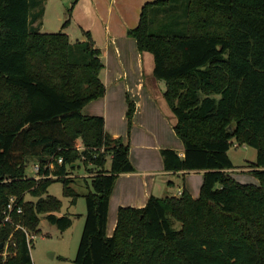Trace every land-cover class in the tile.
<instances>
[{"label": "trees", "instance_id": "1", "mask_svg": "<svg viewBox=\"0 0 264 264\" xmlns=\"http://www.w3.org/2000/svg\"><path fill=\"white\" fill-rule=\"evenodd\" d=\"M128 34L154 56V76L177 119L184 157L163 150L165 169L204 172L199 198L184 190L151 196L141 209L121 207L108 237L114 185L135 168L129 144L106 133L104 118L81 113L106 94L101 51L90 32L71 43L63 31L32 30L29 0H0V264H32L26 233L15 224L39 232L46 215L61 231L72 226L70 216L57 215L62 201L48 189L62 182L75 204L80 195L67 175L78 160L100 169L84 196L74 264H264V0H156ZM133 114L129 103V127ZM234 144L256 149L248 172L260 185L231 176ZM29 159L39 162L40 179L27 176ZM11 197L23 211L3 224Z\"/></svg>", "mask_w": 264, "mask_h": 264}, {"label": "crops", "instance_id": "2", "mask_svg": "<svg viewBox=\"0 0 264 264\" xmlns=\"http://www.w3.org/2000/svg\"><path fill=\"white\" fill-rule=\"evenodd\" d=\"M154 1L78 0L64 30L71 43L85 41L84 31L90 32L95 47L101 51L104 64L101 78L106 94L87 104L81 113L104 118L106 133L129 144V157L135 168L134 172L120 174L114 185L108 212V237L116 228L121 207L141 209L151 196L178 197L184 190L196 198L204 180L202 171L165 169L163 150H174L184 157L183 142L175 132L177 119L165 99V83L154 76V56L140 52L137 40L128 34L138 26L143 6ZM129 103L134 106L131 127L127 118ZM249 165L241 170H252V164ZM85 214L70 216L73 224L66 232L77 226L81 237ZM61 257L67 259L66 255Z\"/></svg>", "mask_w": 264, "mask_h": 264}, {"label": "rangeland", "instance_id": "3", "mask_svg": "<svg viewBox=\"0 0 264 264\" xmlns=\"http://www.w3.org/2000/svg\"><path fill=\"white\" fill-rule=\"evenodd\" d=\"M78 0H29L30 2V28L42 33H59L64 32V22L69 18L68 11L72 13L73 7ZM70 13V16H71ZM70 20V19H69ZM73 26V23H72ZM76 28V26L74 25ZM88 32V31H84ZM76 43V42H75ZM81 150L83 147L80 148ZM229 155L235 165V171L231 176L239 183L260 185L259 179L248 171H242L243 166L256 163L257 151L254 148L247 146H235L230 149ZM39 162L36 159H29L27 162L26 174L29 178H36L34 168ZM89 166V165H88ZM111 158L107 159L106 168L110 169ZM250 168V167H248ZM89 169H93L92 172ZM97 167L92 165L86 167L83 160H78L75 163L74 169H68L67 178L72 180L71 187L80 195L75 204H72V199L63 195V183L60 181L54 182L48 189V194L57 197L62 201L61 215L59 216H75L74 214H85L86 203L84 196L92 190L91 182L95 175L99 173ZM52 177H56L52 175ZM202 187V186H201ZM200 191H198L199 198ZM26 201L37 202V198L27 194ZM58 215V213H57ZM76 215V216H77ZM73 219V217H72ZM108 223V222H107ZM76 225V224H75ZM79 230V231H78ZM39 232H29L31 237L30 252L33 264H74L78 246L80 243V228L74 226L71 232L61 231L57 226L48 222L46 215L40 216ZM113 231L111 237L114 235ZM108 234V229H106ZM108 236V235H107ZM7 252L4 253V256ZM66 255L65 260L61 257ZM60 261H64L60 262Z\"/></svg>", "mask_w": 264, "mask_h": 264}, {"label": "built area", "instance_id": "4", "mask_svg": "<svg viewBox=\"0 0 264 264\" xmlns=\"http://www.w3.org/2000/svg\"><path fill=\"white\" fill-rule=\"evenodd\" d=\"M235 146L237 147L238 145H235ZM57 162H58L59 165H62L63 164V159L59 158L57 160ZM50 168L54 169V164H51ZM34 171L36 173V178L35 179H40L41 176H40V166H39V164L35 166ZM50 177H52V175ZM14 211H16L17 213L20 214V213H22L23 210H22V207L18 204L17 198L16 197H11L9 202H8V204H7V206H6V209L4 211L5 218L2 221L3 224L12 223L13 222L12 221V215H13ZM15 227H16V229H22V230L25 231L26 237H27V243H28L29 246H31V240L34 239V237H31L29 235V232H28V230L25 227H23L21 225H18V224L17 225L15 224Z\"/></svg>", "mask_w": 264, "mask_h": 264}]
</instances>
